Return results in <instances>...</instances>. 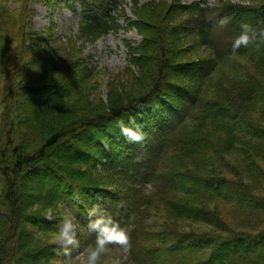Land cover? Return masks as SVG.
I'll list each match as a JSON object with an SVG mask.
<instances>
[{"label":"trees","instance_id":"trees-1","mask_svg":"<svg viewBox=\"0 0 264 264\" xmlns=\"http://www.w3.org/2000/svg\"><path fill=\"white\" fill-rule=\"evenodd\" d=\"M79 1L86 38L119 25L123 0ZM131 1L130 25L142 38L126 45L127 78L109 83L104 99L90 92L89 63L43 46V32L23 43L22 76L1 113L0 264L59 262L53 237L65 202L87 246L96 239L87 229L93 207L126 228L132 264L165 255L171 264H264V231L231 226L219 208L264 221V196L252 187L264 181V42L233 49L241 24L264 28V0L223 9L227 51L214 44L221 18H209L205 2ZM6 31L0 20V49L14 40ZM200 51L209 55L192 57ZM134 126L139 142L122 132ZM173 220L208 229L180 230Z\"/></svg>","mask_w":264,"mask_h":264},{"label":"rangeland","instance_id":"rangeland-1","mask_svg":"<svg viewBox=\"0 0 264 264\" xmlns=\"http://www.w3.org/2000/svg\"><path fill=\"white\" fill-rule=\"evenodd\" d=\"M149 1L139 0L140 4ZM166 1L171 3L173 0ZM202 1L212 9L209 18H221V22H224L215 28L212 37L216 47H220L222 51H227L231 32L227 27L229 13L222 15L223 9L229 4L248 6L251 5L252 0H181L186 5ZM133 6L131 0H123L119 9V25L116 29L107 35L92 40L86 38L78 29V19L82 9V3L79 0H0V20L3 21L7 31L9 30V33L6 31L7 36L14 39L11 43L5 42L6 44L0 49V128L4 98L9 99L10 93L18 86L25 66V61L20 59L19 54L27 52V49L24 50L23 43H32L29 35L34 32H43L41 44L45 46L49 43L48 46L54 48L59 46L60 50L64 51L65 54L67 53L66 58L68 61H70V58L72 60L79 58L80 61L89 63L94 68L95 74L90 92L93 91V97L96 99L106 98L109 83H119L127 78V69L130 67L126 45L128 43L136 44L142 38L139 32L130 25V22L135 20ZM208 55L207 51H200L199 54L195 53L192 57L197 58ZM217 78L227 82L229 73H221ZM131 131L139 133L136 126ZM228 176L234 178L232 174H228ZM252 187H254L256 194L264 196V181L256 179ZM246 202L250 204L249 200ZM64 208L65 212L60 216L59 228L65 218H72L74 222L78 223L72 205L65 202ZM219 208L224 219L231 226L236 223H244L249 225L251 232L264 231V221L260 223H254L250 219L248 221L246 214L238 212L233 206H219ZM154 221L160 223L158 218H155L152 223ZM171 223L180 230L195 231L196 233L208 229L205 225L185 220H173ZM78 224L77 238L79 239V236L84 235V232L82 225ZM79 241V248L73 250L70 256L66 257L62 254L60 261L56 264H83L89 246L80 239ZM258 249L259 253L264 251V245L259 246ZM171 262L172 257L165 255L160 257L158 264H171ZM102 264H132L129 257V247H114L102 257Z\"/></svg>","mask_w":264,"mask_h":264},{"label":"clouds","instance_id":"clouds-1","mask_svg":"<svg viewBox=\"0 0 264 264\" xmlns=\"http://www.w3.org/2000/svg\"><path fill=\"white\" fill-rule=\"evenodd\" d=\"M224 23L223 21L221 22ZM264 42V28H257L248 23L241 24L239 35L233 42V49L241 46L247 47L250 43ZM123 134L129 141L139 142L143 136L138 132L127 128L122 129ZM87 229L89 233H95V245L89 246L83 264H102V257L110 251V245H118L124 248L130 246L128 230L120 226L111 216L97 207H93L89 213ZM79 224L72 218H65L62 226L58 229L54 242L60 245L64 256H70L72 251L78 249L80 241L78 237Z\"/></svg>","mask_w":264,"mask_h":264}]
</instances>
